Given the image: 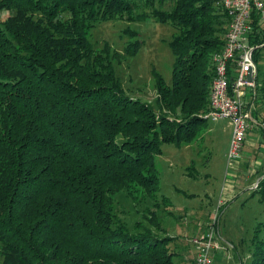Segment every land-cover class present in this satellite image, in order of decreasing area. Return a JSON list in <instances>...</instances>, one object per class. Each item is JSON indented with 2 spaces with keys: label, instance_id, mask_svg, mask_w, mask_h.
Segmentation results:
<instances>
[{
  "label": "trees",
  "instance_id": "trees-1",
  "mask_svg": "<svg viewBox=\"0 0 264 264\" xmlns=\"http://www.w3.org/2000/svg\"><path fill=\"white\" fill-rule=\"evenodd\" d=\"M141 7L173 27L170 81L152 71L153 103L127 95L112 64L134 56L140 40L116 57L89 40L98 22ZM3 8L13 12L0 18V264H189L194 252L183 247L182 259L159 225L160 205L171 202L158 194L154 157L206 127L224 9L214 0H0ZM250 23L245 134L256 129L264 144V27L253 10ZM255 188L264 203V170ZM121 190L131 202L150 200L143 218L154 231L129 230L116 216ZM246 264H264V218Z\"/></svg>",
  "mask_w": 264,
  "mask_h": 264
},
{
  "label": "rangeland",
  "instance_id": "rangeland-1",
  "mask_svg": "<svg viewBox=\"0 0 264 264\" xmlns=\"http://www.w3.org/2000/svg\"><path fill=\"white\" fill-rule=\"evenodd\" d=\"M153 6L164 9L168 3ZM12 12L13 9H0V18ZM128 29L135 32L133 37L128 36ZM172 31L168 22L155 20L151 9L141 7L98 22L89 30V40L96 51L108 49L111 57L115 56L111 53H121L129 40H140L134 56L119 62L113 59L112 64L127 95L153 103L152 71L164 82L170 81L173 57L166 41ZM229 134L225 120L207 121L205 129L191 142L178 147L163 143L160 154L154 157L159 176L158 194L171 202V206L160 205L159 225L163 233L174 237L175 244L179 243L171 250L181 253L182 259L186 258L182 248L188 246L190 253L193 252L192 239L199 238L208 229L215 214L216 231L224 249L213 251L218 256L212 264H246L253 227L264 218V203L258 201L256 193L252 194L264 170L261 134L252 129L246 133L241 157L228 164L225 153ZM150 204L147 198L131 202L122 190L114 198L116 216L129 230L149 228L143 215ZM134 221L138 222L135 228ZM185 261L192 262L187 258Z\"/></svg>",
  "mask_w": 264,
  "mask_h": 264
},
{
  "label": "built area",
  "instance_id": "built-area-1",
  "mask_svg": "<svg viewBox=\"0 0 264 264\" xmlns=\"http://www.w3.org/2000/svg\"><path fill=\"white\" fill-rule=\"evenodd\" d=\"M228 16L224 41L221 49L212 54L213 76L209 84L208 110L204 113L207 121L225 120L230 126L226 147L227 163L241 157L245 132L251 127L249 113L243 108L246 92L253 87L255 66L252 46L247 44L251 31V11L264 27V0H214ZM233 67L228 66V62ZM230 67V68H229ZM232 78L229 80V72ZM250 72V79L247 74ZM256 184V182H255ZM217 217H211L208 229L197 239H192V264H211L213 251L224 249L223 240L216 231Z\"/></svg>",
  "mask_w": 264,
  "mask_h": 264
},
{
  "label": "crops",
  "instance_id": "crops-1",
  "mask_svg": "<svg viewBox=\"0 0 264 264\" xmlns=\"http://www.w3.org/2000/svg\"><path fill=\"white\" fill-rule=\"evenodd\" d=\"M225 122H226L227 125L229 126L228 122H227V121H225ZM252 130L257 131L256 129H252ZM229 131H230V126H229ZM249 131H250V129H249ZM249 131H248V132H249ZM248 132H247V133H248ZM245 137H246V134H245ZM245 137H244V142H245ZM227 142H228V141H227ZM244 142H243V143H244ZM208 214H209V213H207V216H209ZM217 256H218V255H217L216 252H213V253H212V262H213V260H214ZM212 262H211V264H212Z\"/></svg>",
  "mask_w": 264,
  "mask_h": 264
},
{
  "label": "water",
  "instance_id": "water-1",
  "mask_svg": "<svg viewBox=\"0 0 264 264\" xmlns=\"http://www.w3.org/2000/svg\"><path fill=\"white\" fill-rule=\"evenodd\" d=\"M250 79V72L247 74V80Z\"/></svg>",
  "mask_w": 264,
  "mask_h": 264
}]
</instances>
